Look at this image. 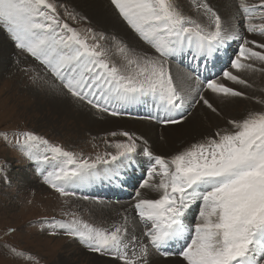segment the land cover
<instances>
[{
    "label": "snow or ice",
    "instance_id": "snow-or-ice-1",
    "mask_svg": "<svg viewBox=\"0 0 264 264\" xmlns=\"http://www.w3.org/2000/svg\"><path fill=\"white\" fill-rule=\"evenodd\" d=\"M231 3L235 15L226 18L211 0H190L187 9L186 0H110L139 42L131 44L126 36L70 26L58 0H0V30L37 62L24 69L34 84L111 117L150 104L155 111L143 119L164 127L186 123L200 105L222 118L169 153L153 151L144 136L123 129L107 133L111 150L94 157L31 130L17 132L15 146L60 197L96 180L118 181L138 157L146 164L131 215L125 210L120 219L96 225L65 211L70 219L41 221L49 236L70 237L110 264H154L153 255L178 257L177 264H264V88L257 96L234 87L251 89L246 77L264 75V0ZM221 54L227 59L219 70L205 74ZM179 58L189 64L177 78L171 64ZM209 93L254 100L258 107L222 116ZM193 206L199 207L194 223L186 220ZM3 247L23 264H39L26 250Z\"/></svg>",
    "mask_w": 264,
    "mask_h": 264
},
{
    "label": "rangeland",
    "instance_id": "rangeland-1",
    "mask_svg": "<svg viewBox=\"0 0 264 264\" xmlns=\"http://www.w3.org/2000/svg\"><path fill=\"white\" fill-rule=\"evenodd\" d=\"M107 2L113 10L114 7L110 4V0H107ZM58 4L60 5L58 12L61 19L70 26L78 30L91 27L97 32L103 31L100 28H94L90 24L89 18L82 14L84 12L77 4L74 5L70 0H58ZM113 12L117 16L115 9ZM67 13L75 15L76 19L74 20L72 15H68ZM123 25L125 24L123 23ZM0 32H2L3 41L5 40L4 42H8L11 46V58L15 65L11 67V70L14 75H16V77L12 79L13 83L9 81L11 84L9 88L14 97L13 101H11V99L9 102L0 100V264H23V261L14 258L8 252L7 248L3 247L4 245L9 247L14 246L17 250H26V252L31 253L39 260V264H94L92 258L93 256H100L99 254L89 252L77 241L65 235H58L56 237L49 236L47 234L49 229L46 225L42 224L41 221L53 217L56 219H70V216L65 217L63 215L64 212L77 211L80 217L90 223L96 225L105 224L103 220H101V214L106 213L107 206L102 204L99 198L105 200L109 199V197L103 196V194H98V196H90L87 194L85 196L89 197V199H83L82 196L84 192L81 186L86 184L76 187L75 196L60 197L43 183L36 164L26 159L15 146V134L22 130H31L52 143L60 144L66 149L77 153L83 152L85 156L94 157L97 153L103 154L106 150H111L106 149L104 144L105 139H111V137L107 136L109 132H96L94 129L87 127V124L84 125L86 122L78 117L76 120L67 119L58 121L46 107L36 110L33 107V99L30 98L26 92L22 91V87H24L23 90H25V88H29L30 91L32 90V92L41 99L40 102L42 103L45 102V100H43L45 95H48L50 98H58V95L70 99L71 97L63 95L56 90L42 88L34 84L30 79L32 73L28 72L26 74L24 69H31L34 66H38L37 62L17 49L15 47V42L5 30H0ZM109 34L113 33L110 32ZM221 56L217 58L218 61L215 60L209 63V72L205 74H211L219 70L223 62L227 59L225 54H221ZM188 64V60L179 58L172 61L171 67L173 69L177 67L186 73ZM173 69L172 72L176 75ZM255 74L259 79L253 80L251 77L249 79V82L253 85L256 83L255 81L259 83V80H261L260 73ZM17 87H19V89ZM15 101L16 103H14ZM243 101L246 100L243 99ZM246 103H241L237 108H234L233 113H237V115L239 113L242 114L246 108ZM15 104L19 105L16 106ZM77 107H79L80 111L82 110L81 112H90L94 118L93 110L95 109H91V111L88 106L82 105L80 102L72 101L66 108L73 114L76 113L75 116H78L80 111H77ZM153 108L152 105L144 103L140 105L139 111L136 112L137 115L126 117L133 120L140 119L149 121L143 119V117L147 116ZM40 112H42V115ZM48 120L55 122L49 123ZM197 120L198 119H192V121L195 122ZM149 122L155 124L159 128L164 127L153 121ZM206 127L209 128L211 125L206 124ZM5 135L7 136V140L4 139ZM141 160L142 164L139 166V170H142L145 165L144 159L141 158ZM133 170L137 172V169ZM26 181L30 183L27 184ZM130 181L132 183L134 179H127L124 181L123 186H126L129 192L136 191V189L129 186ZM92 183L93 182L90 184ZM151 194L155 193L151 192ZM109 195L110 192H107V196ZM125 197L126 194L113 195L112 199L114 201L108 200L104 203L122 204L124 203ZM121 199H123V201ZM198 213L199 207L195 206L192 212V223L195 222ZM42 228L44 231H41ZM8 229H15V231L9 232ZM104 258L109 259L108 257ZM64 259L65 261L62 262Z\"/></svg>",
    "mask_w": 264,
    "mask_h": 264
},
{
    "label": "bare ground",
    "instance_id": "bare-ground-1",
    "mask_svg": "<svg viewBox=\"0 0 264 264\" xmlns=\"http://www.w3.org/2000/svg\"><path fill=\"white\" fill-rule=\"evenodd\" d=\"M70 1L74 3V5L76 4L78 5V7L85 14L82 12L81 13L85 15L87 18H89L90 24L94 28L95 27L100 28L104 32H107V33L112 32L113 34H117L121 37L126 36L128 38L129 43L131 44L139 43L137 39L134 37V35L131 33V31L127 29V27L123 25V23L115 15V13L113 12L114 9L112 10L107 0H70ZM188 3H190V0H186V5H185L186 9H187ZM211 4L213 8L218 11V14H220L223 17L230 18L235 15L236 9L231 3V0H211ZM193 15H195L194 12H193ZM4 41L2 39V32H0V100L3 102H9L10 99L11 101H13L14 99V97L12 96V91L9 88V86L11 85L10 82L13 83L12 79L16 77V75H14L13 71L11 70V67L15 66L14 61H12L13 59L11 58V53H12L10 49L11 46L9 45L8 42L5 43ZM173 70L175 71L176 73L175 76H177V78H180L184 76L185 74V72H183L177 67H174ZM253 75L254 76L252 75L247 76L246 78L250 79L251 77L253 78V80L259 79L257 78L256 74H253ZM260 76H261V80H259V83L255 81L256 83L253 85V88L251 89L243 88V86H240V85H234V87H236L239 90L249 93V95H257V96L261 95L258 89L262 88V85L264 82V75L260 73ZM17 88L19 89V87ZM23 88L24 87H22V91L26 92L30 96V98L33 99L34 101L33 107L36 110H40L42 107H46L49 111H51L53 116H55L58 121L67 120V119L76 120L79 118L86 122L84 123V125L87 124V127L94 129L96 132L103 131L101 133H106L110 131H119L121 129L128 130L138 135L144 136V138L149 141L150 145L153 148V151L157 153H169L172 150L179 148L182 143L190 141L193 136H198V134L201 131L207 129L206 124H210L212 126L216 123H222V118L216 117L214 114H212L208 109H206L202 105L197 106L194 109H191L190 115H188V120L183 125H170L167 127H160V128L149 121L140 120V119L138 120L128 119L126 116L114 118V117L107 116L105 114L97 113L95 110H93L94 112V118H93L90 112H85V113L81 112L82 110L80 111L79 107H77L78 109L77 111H80L79 115L75 116L76 113L73 114L71 111H69L66 108L67 106H69V104L72 103V101H74L72 98L71 99L66 98L65 96H61V95L60 96L58 95V98H50L48 95H45L43 98L45 102L42 103L40 102L41 99L38 98V96L35 95V93H33L32 90L30 91L29 88H25V90H23ZM263 88H264V85H263ZM209 96L210 98L214 100V102L222 110V116L223 115L224 116H239L240 113L238 115L237 113L234 114L233 110L234 108H237L241 103L247 102L246 108L258 107V105L255 104L254 100L245 99L246 101H243L242 98H231L225 101L217 97H212L210 93H209ZM14 103H16V101ZM143 104L144 103L131 105L126 110L132 113L131 114L132 116L137 115L136 112L139 111L140 105H143ZM89 109L91 110L90 107ZM154 111H155L154 108L151 109V112H154ZM42 112H40L41 115H42ZM192 119H198V120L195 122V121H192ZM48 122L53 123L55 121L52 122L48 120ZM138 160H140L139 163H134L131 167H128L122 170V175L120 176V179L118 181H114L110 183L108 180H103V181L96 180L92 184L87 183L86 185L81 186L84 192L82 198L87 194L90 196H98V194H103V196L109 197V199H105V200H103L102 198H99V200L102 201V204L107 206L106 211H105L106 213L101 214V220H103L105 224L106 223L110 224L114 220L120 219L121 214L125 210H129V204L131 203L132 197L135 195V191L129 192L127 190V187L123 186V183L127 179L132 178L134 179V182L131 183L130 181L129 186L137 190L139 188V182H140L141 176L142 175L146 176V172L144 171L146 164L144 165L142 170H139V166L142 164L141 157H138ZM133 169H137V172H134ZM26 183L28 184L30 182L26 181ZM142 191H144L146 195H151V196L155 195V194H151V192H149L148 190H142ZM107 192H110L109 196H107ZM119 194H122V195L126 194L124 203L122 204L104 203L108 200L114 201L112 199V196L119 195ZM121 200L123 201V199ZM194 208L195 206H193L192 209H190L189 212L186 214L187 221L192 222V218H193L192 212ZM129 215H131L130 210H129ZM92 259H93L92 261L94 262V264H110L109 259L104 258L103 256H93ZM152 259L154 261V264H177V261H178V257L165 259V258H160L156 255H153ZM64 261L65 259L62 262Z\"/></svg>",
    "mask_w": 264,
    "mask_h": 264
}]
</instances>
